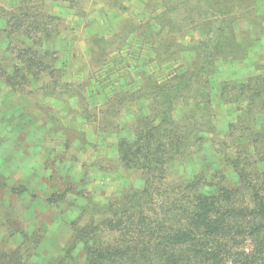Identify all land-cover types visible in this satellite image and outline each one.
I'll list each match as a JSON object with an SVG mask.
<instances>
[{"label":"rangeland","instance_id":"rangeland-1","mask_svg":"<svg viewBox=\"0 0 264 264\" xmlns=\"http://www.w3.org/2000/svg\"><path fill=\"white\" fill-rule=\"evenodd\" d=\"M258 2L242 12L235 0H0V249L19 246L31 264H86L80 250L65 259L71 224L90 221L95 203L142 188L118 145L133 137L137 115L152 113L154 93L186 95L173 111L180 117L213 87L200 122L223 139L173 162L165 187L180 191L193 175L226 166L217 146L232 155L238 142L227 133L242 108L219 97L217 85L263 72ZM216 38L237 55L197 61L196 47Z\"/></svg>","mask_w":264,"mask_h":264},{"label":"trees","instance_id":"trees-1","mask_svg":"<svg viewBox=\"0 0 264 264\" xmlns=\"http://www.w3.org/2000/svg\"><path fill=\"white\" fill-rule=\"evenodd\" d=\"M258 1L235 3L245 12L244 6H257ZM222 23L227 26L221 19L218 33L224 30ZM43 28L39 32L49 36V27ZM215 41L201 42L209 45L196 47L195 59L200 62L202 58L209 61L237 55L227 50L224 41ZM235 43L237 50L241 43ZM208 52L211 54L206 57ZM46 55L45 50L42 58ZM37 63L44 64L42 59ZM262 69L246 80L217 85L219 97L242 108L237 123L230 124L227 133L238 143L232 146V155L217 146L226 166L214 167L209 175L204 171L193 175L177 192H170V185L165 187L170 165L204 150L208 143L223 142L208 136L213 124L208 125V131L200 122L204 105H211L214 88L180 117L173 116V111L186 95L154 93L159 101L152 113L137 115L130 124L133 137L120 138L118 145L124 167L141 172L142 188L123 191L104 205L95 203L97 211L82 225L73 221L65 259L72 260L74 252L80 250L86 264H264V64ZM196 74H201L198 68ZM180 78L186 80L185 76ZM153 85L160 88L158 82ZM163 86L174 89L175 85ZM117 104L116 116H121L123 101ZM86 210L91 212L83 207ZM30 258L31 254L25 257L19 246L0 249V264H31Z\"/></svg>","mask_w":264,"mask_h":264}]
</instances>
